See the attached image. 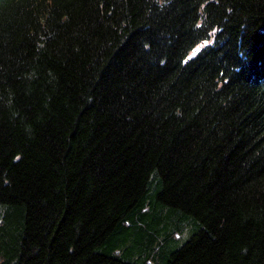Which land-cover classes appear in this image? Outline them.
Here are the masks:
<instances>
[{
	"label": "trees",
	"instance_id": "trees-1",
	"mask_svg": "<svg viewBox=\"0 0 264 264\" xmlns=\"http://www.w3.org/2000/svg\"><path fill=\"white\" fill-rule=\"evenodd\" d=\"M0 264H264V0H0Z\"/></svg>",
	"mask_w": 264,
	"mask_h": 264
},
{
	"label": "rangeland",
	"instance_id": "rangeland-1",
	"mask_svg": "<svg viewBox=\"0 0 264 264\" xmlns=\"http://www.w3.org/2000/svg\"><path fill=\"white\" fill-rule=\"evenodd\" d=\"M187 236H188V235H186V236H182L181 239H180L179 241H180V242H183V241L186 239Z\"/></svg>",
	"mask_w": 264,
	"mask_h": 264
}]
</instances>
